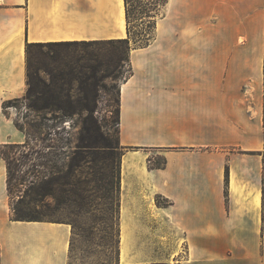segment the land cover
Instances as JSON below:
<instances>
[{"label":"crops","instance_id":"crops-1","mask_svg":"<svg viewBox=\"0 0 264 264\" xmlns=\"http://www.w3.org/2000/svg\"><path fill=\"white\" fill-rule=\"evenodd\" d=\"M162 12L118 88V264H264V0ZM125 31L124 0H0V143L25 141L3 104L25 95L28 44ZM6 174L0 157V264H68L70 223L14 219Z\"/></svg>","mask_w":264,"mask_h":264},{"label":"rangeland","instance_id":"rangeland-1","mask_svg":"<svg viewBox=\"0 0 264 264\" xmlns=\"http://www.w3.org/2000/svg\"><path fill=\"white\" fill-rule=\"evenodd\" d=\"M165 1L127 0L131 31L128 43L119 42L120 37H110L115 33H104L109 37L30 46L28 71H36L42 79L37 86V76L33 74L32 83L37 90L34 98L40 108H28L29 100L23 98L5 102L8 114L24 130L34 133L30 145L44 147L48 152L33 159L42 163L39 169L44 180L56 177L48 183L50 194L33 198L29 193L18 203L19 194L26 188L19 179L31 178L28 171L33 160H26L11 180V214L14 216L16 207L32 218L69 222L73 235L68 264H118L116 174L122 149L118 145V124L111 111L117 104L120 82L131 72L130 49L155 37ZM205 39H212V32L206 31ZM81 135L85 137L83 144L88 146L80 149ZM76 152H81L83 160L73 161ZM149 156L154 165L163 162L159 152L152 151ZM70 162L74 164L64 178ZM156 222H152L154 233L158 231ZM151 264H164V260Z\"/></svg>","mask_w":264,"mask_h":264},{"label":"trees","instance_id":"trees-1","mask_svg":"<svg viewBox=\"0 0 264 264\" xmlns=\"http://www.w3.org/2000/svg\"><path fill=\"white\" fill-rule=\"evenodd\" d=\"M124 6H125V19H126V37H122V38H117V40L119 42H125L128 43L129 39L131 38V31H130V27L128 25L129 23V18H130V12L127 6V0H124ZM112 40V39H110ZM147 41V40H146ZM64 42V41H63ZM50 43H61V42H43V43H30L27 45L26 51H28V48L30 46H42L45 44H50ZM147 43V42H145ZM144 43V44H145ZM129 60V57H128ZM37 76V79L35 81V84L38 86L39 83L42 82V79L39 77L38 73L35 71V73ZM33 74L29 73L28 71V63H27V89L25 92V95L22 97L25 100H29V103H27V107L30 109H39L40 106L38 105V103L35 101V91L36 90V86L34 85V83H32V78H33ZM17 99L20 98H15L14 100L16 101ZM9 101V100H7ZM6 102V101H5ZM5 102L3 104L4 109L6 108L5 106ZM116 107L113 111H111L112 115L115 117L116 123L118 124V95H117V101H116ZM63 108V107H62ZM14 123L16 125V127L18 129H20L21 131L24 132L25 134V141L23 143H11V142H5V143H0V157L5 161L6 164V183H7V190H8V194L11 195V180L12 177H14V173L17 171H21V165L23 163L26 162V160H33L36 157H42V155H46L48 154V152L44 151V147H37L36 145H30V142L34 139V133H30L27 132L26 130H24V128L16 121L14 120ZM118 126V125H117ZM48 133H51V131H48ZM85 140L84 135H81L80 137V141L82 142L81 144H79V148L81 149V147H85L88 145L83 144V141ZM119 145V142H118ZM120 147V145H119ZM121 149V147H120ZM85 150V149H83ZM122 152V151H121ZM120 152V155H121ZM76 159L79 160H83L82 154L81 152H76L75 156L73 157V161H75ZM119 161H120V156H119ZM119 161H118V169H117V174H116V182H117V191L119 193ZM42 163L39 161H35L33 160L31 162V168L28 171L29 175H31V178L26 181V179L24 178V176H22L19 179V183L20 184H25L26 188L23 190V193L19 194L20 196L18 197L17 202L21 203L24 200V197L26 195H28L29 193L33 194V198H37L43 195H47L50 194L51 191V187L48 185V183L53 182L56 177L52 176L47 180H44L45 175L43 174V171L39 169L40 165ZM73 162H70V164H68V168L66 170V172L62 175V177L66 178L68 176V174L70 173V169L71 166L73 165ZM154 164H152L150 162V166H153ZM55 165L52 166V168ZM154 166H163V162L161 164H156ZM56 167V166H55ZM58 169V167H57ZM13 170V172H12ZM262 189L264 190V153H263V157H262ZM118 206V204H117ZM14 219H36V218H32L25 210H23L22 208H16L14 207Z\"/></svg>","mask_w":264,"mask_h":264}]
</instances>
